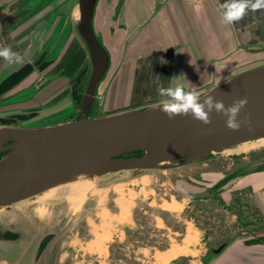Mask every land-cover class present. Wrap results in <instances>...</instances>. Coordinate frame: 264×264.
I'll return each mask as SVG.
<instances>
[{
    "label": "rangeland",
    "instance_id": "374dc122",
    "mask_svg": "<svg viewBox=\"0 0 264 264\" xmlns=\"http://www.w3.org/2000/svg\"><path fill=\"white\" fill-rule=\"evenodd\" d=\"M21 18L8 20L7 26L0 20V47L19 54L25 46L12 38L9 25L20 23ZM74 40L85 47V61L71 75H62L65 83L50 81L58 83L59 94L74 77L79 78L73 81L81 86L77 100L69 94L45 92L51 83L48 79L59 73L57 64H41L45 68L40 69L31 62L9 64L0 58V127H37L82 117L81 103L93 60L81 28ZM27 64L32 68L25 70L28 73L7 79ZM35 70L39 75L29 77ZM30 78L35 80L29 83ZM101 80L94 102L85 109L87 117L111 114L100 107ZM34 90L37 96L24 100ZM70 101L74 108L69 110ZM60 102L68 110L57 115ZM263 170L264 142L245 151L214 152L197 160L164 162L138 171L85 172L0 206V228L22 234L17 241H0V264H212L219 255L214 250L229 240L263 235L264 215L254 204L253 189L239 183L243 175ZM226 189L231 192L224 194ZM50 232L55 236L36 260L39 243ZM253 238L252 243L264 241V237Z\"/></svg>",
    "mask_w": 264,
    "mask_h": 264
},
{
    "label": "crops",
    "instance_id": "0c3cea01",
    "mask_svg": "<svg viewBox=\"0 0 264 264\" xmlns=\"http://www.w3.org/2000/svg\"><path fill=\"white\" fill-rule=\"evenodd\" d=\"M79 1L0 0V19L16 11L23 12L20 23L12 25L10 30L12 38L21 43L22 48L25 46L20 53L23 64L32 63L46 50L50 58L62 57L69 44L78 38ZM224 2L96 0L93 28L109 55L108 67L99 85L103 95L101 110L115 113L159 106L153 75H159L161 82L169 86L172 77L184 73L191 82L185 84L186 89L196 87L203 96L217 86L218 81L221 84L264 61V11L249 13L238 24L224 25L221 23ZM161 57L168 63L161 64ZM137 64H144V69L138 70ZM35 74L39 75L35 70L29 77ZM35 78H30L29 83ZM51 79L65 83L60 72L54 73L49 83ZM179 82L173 80L172 84ZM56 84L52 81L45 92L57 93ZM68 86L66 84L63 89ZM35 95L37 90L24 100ZM61 103L58 112L74 106L70 101L67 109ZM243 177L239 183L252 187L254 204L264 213V170ZM246 239L241 236L229 240L220 253H215L219 255L214 257L212 264H264V241L252 243Z\"/></svg>",
    "mask_w": 264,
    "mask_h": 264
},
{
    "label": "water",
    "instance_id": "95a60500",
    "mask_svg": "<svg viewBox=\"0 0 264 264\" xmlns=\"http://www.w3.org/2000/svg\"><path fill=\"white\" fill-rule=\"evenodd\" d=\"M96 0H80V28L93 60V73L83 96L82 117L65 123L37 127H0V206L32 196L51 183L76 173L101 174L122 170L149 169L160 163H185L237 144L264 138V61L233 75L206 95L225 106L247 97L238 120L249 114L252 131L226 128L224 117L213 111L211 124L190 116L169 120L159 106L132 109L100 117H87L85 109L94 102L97 85L109 64V55L93 28ZM142 151L140 155H131ZM22 234L0 228V241H17ZM54 233L39 243L38 260ZM226 243L215 249L220 253Z\"/></svg>",
    "mask_w": 264,
    "mask_h": 264
},
{
    "label": "clouds",
    "instance_id": "9594fccd",
    "mask_svg": "<svg viewBox=\"0 0 264 264\" xmlns=\"http://www.w3.org/2000/svg\"><path fill=\"white\" fill-rule=\"evenodd\" d=\"M264 11V0H225L221 6V23L224 25H235L244 19L249 13ZM0 58L9 64H23V57L13 52L10 47H0ZM159 62H168L161 57ZM193 65V61H189ZM148 63V67H150ZM144 64H137L138 70L144 69ZM198 71V68H197ZM156 94L159 97L158 104L160 110L169 120L177 116H190L193 120L200 121L204 125L211 124V113L215 111L226 117L225 126L231 131H239L242 126H247L252 131L249 114H245L242 120H238L241 110L247 105V97L235 99L232 104L225 106L222 100H217L212 95L201 97L200 91L196 87L186 89L185 84H191L187 80L186 74L181 73L170 80V85L165 86L161 82L159 75H153ZM181 81L174 86L172 81ZM219 86V81H218ZM151 99V97H147Z\"/></svg>",
    "mask_w": 264,
    "mask_h": 264
},
{
    "label": "flooded vegetation",
    "instance_id": "af4514ba",
    "mask_svg": "<svg viewBox=\"0 0 264 264\" xmlns=\"http://www.w3.org/2000/svg\"><path fill=\"white\" fill-rule=\"evenodd\" d=\"M22 13H23L22 11H16V14H14V15L10 14V15L6 16L4 19H0V20L4 23V26H7V21L8 20L13 19L15 16H22L21 15ZM10 26L12 27V25H9V27ZM10 30H9V32H10ZM76 43H77V41L73 40L69 44V46L67 47V49L65 50V52L63 53V55H62V57L60 59L48 57V53H49L48 50L43 51V52H40V54H38L37 57L32 62L34 68H36V66H40V69H44L45 67L44 68H41V64H45L46 66L47 65H49V66L50 65L51 66L53 65V67L57 64V66H55V69L59 70L58 72H60L62 75H65V74L66 75H71L70 73H66V71H65V68L68 65V63L70 62V60L72 58L76 57L79 60V63H80V65H79L78 68H80L81 64L85 61L86 54H87V51H86L85 47L84 46H81V44L78 43L80 47L77 48V49H74L73 54L68 57L67 55H68L69 51L72 48H74V46L76 45ZM89 52H90V50H89ZM14 72H17V70L14 71ZM13 73H11V74H13ZM73 79H75V80H73L75 82V81H78L79 78L74 77ZM73 81H72V83L69 84V86L67 88H65L64 90H62L58 95L71 94V96L74 97V98H76V100H77L78 99L77 96L81 95V86H75ZM78 119H80V118H78ZM78 119H76V120H78ZM263 215H264V213H263ZM253 237L254 238L255 237H257V238L258 237H262L263 238L264 237V234L262 236H253ZM253 237L246 239V242H252L251 240H252Z\"/></svg>",
    "mask_w": 264,
    "mask_h": 264
},
{
    "label": "bare ground",
    "instance_id": "6f19581e",
    "mask_svg": "<svg viewBox=\"0 0 264 264\" xmlns=\"http://www.w3.org/2000/svg\"><path fill=\"white\" fill-rule=\"evenodd\" d=\"M262 142H264V138H260V139H256V140H251V141H246V142H243V143H240V144H237V145H235V146H232V147H230V148H226L224 151L226 152V151H245V150H247L248 148H250V147H253V146H257L258 144H260V143H262ZM93 172V171H92ZM83 174H86L85 172H82V173H76V174H74V175H71L70 177H68V178H65V179H61V180H58V181H56V182H54V183H51V184H49L48 186H46L45 188H42V189H40L38 192H41V191H43V190H45V189H47V188H50V187H53V186H55V185H58V184H62V183H65V182H68V180L70 179V178H72L71 180H73V179H76V178H78V176L80 177V176H82ZM70 180V181H71ZM73 188H75V186L73 187ZM56 191H58V188L57 189H53L49 194H54ZM80 191V190H79ZM11 204V203H10Z\"/></svg>",
    "mask_w": 264,
    "mask_h": 264
},
{
    "label": "trees",
    "instance_id": "16d2710c",
    "mask_svg": "<svg viewBox=\"0 0 264 264\" xmlns=\"http://www.w3.org/2000/svg\"><path fill=\"white\" fill-rule=\"evenodd\" d=\"M80 46H79V44H78V42L76 43V45L74 46V48H72L70 51H69V53H68V57L69 56H71L72 54H73V52H74V49H77V48H79ZM67 57V58H68ZM79 65H80V63H79V60L76 58V57H74V58H72L71 60H70V62L68 63V65L66 66V68H65V71H66V73H70L71 71H73V70H76L78 67H79ZM28 67V68H27ZM30 69H32L31 68V66L30 65H25V67L23 68V69H21V70H19V71H17V72H14L13 74H11L10 76H8L7 77V79H10V78H13V77H16V76H23L27 71H25V70H30ZM28 73V72H27ZM6 79V80H7ZM25 117L26 115H22V117ZM133 154H142V151H138V152H134V153H132V154H128L127 156H130V155H133ZM2 155H4V154H2V153H0V156H2ZM259 238H262V237H258V238H256V239H259ZM256 241H258V240H256Z\"/></svg>",
    "mask_w": 264,
    "mask_h": 264
}]
</instances>
